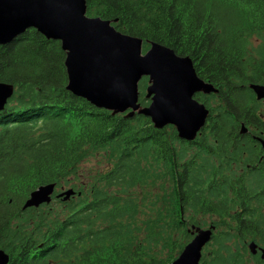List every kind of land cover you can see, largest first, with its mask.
I'll return each instance as SVG.
<instances>
[{"label": "trees", "instance_id": "trees-1", "mask_svg": "<svg viewBox=\"0 0 264 264\" xmlns=\"http://www.w3.org/2000/svg\"><path fill=\"white\" fill-rule=\"evenodd\" d=\"M86 4L88 16L142 38L143 51L155 41L190 56L197 75L218 91L195 94L209 113L187 141L172 125L158 129L142 114H112L71 93L65 51L35 28L0 45V81L14 85L0 109V248L7 264H169L191 238L188 227L207 217L220 230L200 264H246L240 241L254 238L264 247V172L234 173L223 159L245 166L251 136L264 138V110L248 86L264 84V0ZM146 82L143 76L138 83L142 105L149 102ZM96 154L106 167L68 186L79 194L22 209L39 185L84 176V161Z\"/></svg>", "mask_w": 264, "mask_h": 264}, {"label": "water", "instance_id": "water-1", "mask_svg": "<svg viewBox=\"0 0 264 264\" xmlns=\"http://www.w3.org/2000/svg\"><path fill=\"white\" fill-rule=\"evenodd\" d=\"M86 0H0V45L8 43L26 29L35 28L47 39L58 40L65 51L66 88L97 108L112 114L136 112L148 117L155 128L174 126L177 136L194 140L207 120L209 109L195 94L216 93L213 83L200 78L188 55H178L168 46L117 30L111 20L86 14ZM146 76L147 105L139 102L138 83ZM257 99L264 98V84L249 83ZM14 91V85L0 81V109ZM247 131L242 123L240 132ZM264 146V141H262ZM55 182L41 184L30 191L22 209L50 203ZM72 187L55 194L63 200L75 195ZM214 225L192 224V238L169 264H200L202 248L211 239ZM250 253L264 247L248 243ZM9 255L0 248V264Z\"/></svg>", "mask_w": 264, "mask_h": 264}, {"label": "rangeland", "instance_id": "rangeland-1", "mask_svg": "<svg viewBox=\"0 0 264 264\" xmlns=\"http://www.w3.org/2000/svg\"><path fill=\"white\" fill-rule=\"evenodd\" d=\"M140 102V101H139ZM147 105V104H146ZM262 106H264V102L262 101L261 102V104H259V105H257V108H261ZM136 113H138V112H136ZM140 114V113H139ZM152 123V122H151ZM153 124V123H152ZM106 159L102 156V155H100V154H96L95 156H93V157H91V158H89L88 160H86V161H84V163H83V165H82V167H83V169H84V171H83V173H84V176L82 175V177L81 178H75V179H72L69 183H64V182H61V184L56 188V192H59V191H61L62 189H66V188H68V186L69 185H73V184H76V183H78V182H81V183H83V182H85V181H87V179L89 178V175H88V173L91 175L95 170H97V169H104L105 167H106ZM85 170H87V171H85ZM88 172V173H87ZM155 190H159V188L158 189H155ZM75 194H79V192H76ZM73 196H75V195H73ZM72 196V197H73ZM70 199V198H69ZM68 199V200H69ZM200 220H202L201 218H200ZM206 223L205 224H203V225H201V227H208V226H210V225H212V222L213 221H216V219L215 218H213V217H207L206 219ZM220 226V225H219ZM219 226H217L215 229H214V233L215 234H218L219 233V230H220V227ZM193 236V235H192ZM254 238H247L245 241H240L239 242V245H244L246 248H247V245H248V243L251 241V240H253ZM215 245V240L213 239V240H209L208 241V243H206L205 245H204V248H203V250L204 251H209V250H211L212 248H213V246ZM203 250H202V252H203ZM250 256V252H249V250H248V248H247V250H246V255H245V257H246V260H247V262H246V264H251L252 263V260H251V258L249 257ZM201 257H202V255H201ZM257 260H259V257L257 256H254V264H256L257 263Z\"/></svg>", "mask_w": 264, "mask_h": 264}, {"label": "flooded vegetation", "instance_id": "flooded-vegetation-1", "mask_svg": "<svg viewBox=\"0 0 264 264\" xmlns=\"http://www.w3.org/2000/svg\"><path fill=\"white\" fill-rule=\"evenodd\" d=\"M255 98L256 95L254 94ZM257 103L258 105L261 104V102H264V98L261 99H257ZM258 111L259 110H264V106H262L261 108H257ZM258 113V112H257ZM260 117H262V115L258 114ZM256 122H258V119H256ZM251 139H253V145H254V152H253V156H252V161L246 163L245 166L242 165V161H240V163H237L234 159L232 160H228L229 158H224V164L226 165V167L228 168H232L234 171V173H254V175L264 172V167H262L263 163H264V146L262 144V141H264V138H262L260 135L254 133L253 136H251ZM225 169V166H224ZM254 242V239L251 240ZM258 245V244H257ZM260 246V245H258ZM262 247V246H260ZM248 248V246H247ZM254 256H258L259 260L260 258V251H257L256 254L254 253H250V258L252 260L251 264H254ZM262 262L257 260L256 264H264V259H261Z\"/></svg>", "mask_w": 264, "mask_h": 264}, {"label": "bare ground", "instance_id": "bare-ground-1", "mask_svg": "<svg viewBox=\"0 0 264 264\" xmlns=\"http://www.w3.org/2000/svg\"><path fill=\"white\" fill-rule=\"evenodd\" d=\"M202 250H203V248H202Z\"/></svg>", "mask_w": 264, "mask_h": 264}]
</instances>
